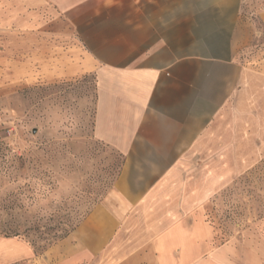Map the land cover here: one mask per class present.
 <instances>
[{"label":"crops","instance_id":"0c3cea01","mask_svg":"<svg viewBox=\"0 0 264 264\" xmlns=\"http://www.w3.org/2000/svg\"><path fill=\"white\" fill-rule=\"evenodd\" d=\"M245 1L0 0V32L25 35L46 81L93 76L92 133L120 157L70 234L41 253L0 236V264L264 258L261 229L222 240L208 220L212 201L264 158V0Z\"/></svg>","mask_w":264,"mask_h":264},{"label":"rangeland","instance_id":"374dc122","mask_svg":"<svg viewBox=\"0 0 264 264\" xmlns=\"http://www.w3.org/2000/svg\"><path fill=\"white\" fill-rule=\"evenodd\" d=\"M26 51L24 34L0 32V236L41 252L104 197L120 157L93 136V76L48 82L49 66L31 65ZM232 185L208 213L218 238L243 243L261 229L263 239L264 158Z\"/></svg>","mask_w":264,"mask_h":264},{"label":"trees","instance_id":"16d2710c","mask_svg":"<svg viewBox=\"0 0 264 264\" xmlns=\"http://www.w3.org/2000/svg\"><path fill=\"white\" fill-rule=\"evenodd\" d=\"M91 209L92 208H90L89 210H88V212L83 216V217H81L80 218V220L75 224V225H73L69 230H67L62 236H60L59 237V239L55 242V243H57L58 241H60V240H62L63 238H65L68 234H70V232L88 215V213L91 211ZM24 239V238H23ZM28 242V241H27ZM29 243V242H28ZM54 243V244H55ZM31 244V243H30ZM53 244V245H54ZM32 245V244H31ZM52 245H50L49 247H51ZM32 247L34 248V250L37 252V253H41V252H43V251H45L46 249H48L49 247H47L46 249H44L43 251H41V252H39L38 250H36L35 249V247L32 245Z\"/></svg>","mask_w":264,"mask_h":264}]
</instances>
